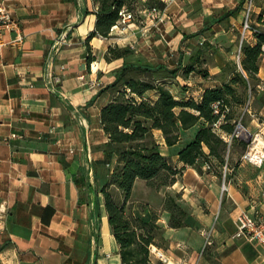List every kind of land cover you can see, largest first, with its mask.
Segmentation results:
<instances>
[{"label": "crops", "instance_id": "crops-1", "mask_svg": "<svg viewBox=\"0 0 264 264\" xmlns=\"http://www.w3.org/2000/svg\"><path fill=\"white\" fill-rule=\"evenodd\" d=\"M177 1L159 9L164 23L169 11L179 8ZM0 4L16 24V29L2 31L0 47V207L5 210L0 219V264H121L100 193L107 176L95 173L93 166H100L103 157L96 147L106 141L99 112L110 93L101 91L113 82L122 63L106 61L105 53L110 45L134 48L136 38L144 36L140 26L133 21L124 31L112 28L107 37L90 36L96 22L94 0ZM181 9L184 15L190 13L189 7ZM214 12L203 13L215 15L212 26L222 14ZM172 30L167 27L166 33L178 42L199 31L182 35ZM221 68L214 66L210 75L221 74ZM221 77L200 78L195 99L205 87L218 85ZM257 77L264 82V57ZM249 105L241 117L247 114V129L264 140V98L258 95ZM93 131L100 132L98 139ZM154 134L161 154L181 166L177 153L183 144L167 147L160 132ZM242 154H231V163H239L228 169L227 181L186 168L182 180L170 186L189 214V225L179 229L168 227L165 211L157 220L164 243L160 251L171 263L264 264V247L234 236L241 211L264 217V163L258 167L241 162ZM81 177L82 185L75 181ZM137 182L142 181H135L131 195ZM145 212L150 214L144 209L137 216L147 219Z\"/></svg>", "mask_w": 264, "mask_h": 264}, {"label": "trees", "instance_id": "trees-1", "mask_svg": "<svg viewBox=\"0 0 264 264\" xmlns=\"http://www.w3.org/2000/svg\"><path fill=\"white\" fill-rule=\"evenodd\" d=\"M136 1L94 0L96 22L90 36L107 37L118 20V11L123 7L131 8ZM244 1L240 0L239 5ZM146 3L158 9L164 7L159 0ZM238 10L236 7L220 14L215 22L235 16ZM207 29L202 28L196 35ZM262 47L264 33H257L253 45L241 46L240 68L236 64H225L219 84L205 87L197 99L193 96L178 99L173 88L178 77L185 80L196 71L202 54L200 49L195 53L196 61L183 65L179 59L174 66H169L139 57L130 45L108 47L105 60L122 59V63L114 71L113 82L101 91H108L110 99L99 112V124L106 141L96 149L102 153L100 166L107 175L100 193L121 264H153L149 258L150 248L156 236L162 234L157 216L151 212L149 219L137 216L129 205L135 181L159 191L176 183L186 168L194 169L199 175L213 173L223 178L225 167L234 170L239 163V160L231 163V154L233 151L243 153L248 143L240 138L228 143L225 138L233 133L239 115L250 106L246 101L256 92L250 84L258 82L259 65L264 57ZM197 74L204 80L212 78L205 69H198ZM213 105L218 108L217 113ZM220 118L222 123L216 132L213 124ZM240 123L242 125L241 120ZM191 129H195L194 134L177 153L181 166L172 165L170 157L161 154L154 133L159 131L164 145L172 147L181 142L183 132ZM205 165L208 169H204ZM227 179L226 172L225 181ZM75 181L84 184L83 177ZM161 207L168 214L169 228L189 225V214L182 206L179 193L166 195Z\"/></svg>", "mask_w": 264, "mask_h": 264}, {"label": "rangeland", "instance_id": "rangeland-1", "mask_svg": "<svg viewBox=\"0 0 264 264\" xmlns=\"http://www.w3.org/2000/svg\"><path fill=\"white\" fill-rule=\"evenodd\" d=\"M146 1L147 0H137L131 8L126 7L127 10L134 13V22L137 23L138 26L141 25L143 20L139 11L150 7L147 5ZM177 3L179 4V8L171 9L168 13V21L160 26V31L163 37H161L158 32L151 31L149 35L137 37L136 41L133 42L132 45L139 57L148 60L153 64L161 62L169 66H174L179 59H181L183 65L196 61V51L198 49L202 51L201 57L198 59V61L200 60V63L196 64V71L189 74L187 79H185V82L190 83V85L188 86L183 82V78L178 77L176 82L177 85L173 88V93L177 96V98L184 99L191 96L196 97L194 92L197 91L196 88L200 85V82H198L200 79L197 74L198 69H205L210 77V72L214 70V66L219 65L220 67H224L225 64H236L235 56L238 51L241 50L240 47L243 44L253 45L255 43V34L264 33V0H253L254 7L250 15V25L252 30L244 34L242 42V10L244 3L239 5L240 0H214L212 3L201 2L200 0H180L179 2L177 1ZM151 6L156 7V5ZM184 7H189L190 13H186L184 15L183 10L181 9ZM236 7H238L239 10L235 16H231L220 23H215L214 26L210 25V19L215 17V15L204 16L203 14L206 10H208L216 11L214 13L217 15L219 11L223 13L227 10L235 9ZM201 26L208 29L204 30L196 37L189 38V40L184 42H178L173 39L174 36L169 37L166 33V28L168 27L171 30H176L175 32L172 30V32H174L173 34L179 32L182 35H189L192 31L201 29ZM215 33L219 34L215 36ZM200 42H202V44H200ZM262 49H264V47H262ZM228 74L229 73H227V78L229 77ZM220 75L221 74L211 77L219 79ZM250 85L251 87L254 86L256 92L251 95L250 100L248 98L246 104L249 101L251 104L253 98L258 95L259 97L261 96L264 98V82H261L258 78V82L251 83ZM258 86L262 89H259ZM240 118L244 128V131L241 133L240 140L250 143L251 138L249 139L248 134H251V137L253 138L257 133L251 129L249 132L247 129V122L251 120L247 114H244L242 117L239 115L238 120ZM192 135V130L189 132H183L180 144L187 142ZM92 136L95 139H98L100 137V132L93 131ZM157 139L159 140V136H157ZM176 164V162H172V165ZM96 167L97 169L95 170V165L93 166L95 173L99 174L101 177L106 175L101 166L96 165ZM182 176L183 172L179 176L178 180H182ZM174 194H176V192L170 187L161 188L159 191H155L154 189L149 188L144 182H137L135 192L131 195L129 205L134 208L136 207L137 210L134 212L135 215L143 212L144 209H148L149 212L160 219L162 218V199L166 195ZM145 213L147 219H149V213ZM154 246L157 250L163 249L164 243L160 235L156 236ZM149 258L153 264H164L163 262L157 260L151 253Z\"/></svg>", "mask_w": 264, "mask_h": 264}, {"label": "built area", "instance_id": "built-area-1", "mask_svg": "<svg viewBox=\"0 0 264 264\" xmlns=\"http://www.w3.org/2000/svg\"><path fill=\"white\" fill-rule=\"evenodd\" d=\"M163 3H171L175 0H159ZM254 4L253 0H245L243 5V22H242V36H241V42L244 38V34L251 29V23H250V15L253 10ZM140 14L143 17V20L140 25V31L142 35L146 36L149 35L151 31L158 32L161 37L163 35L160 31V26L164 24V14L160 13V10L157 7H148L145 10L139 11ZM134 21V13L127 10V8L123 7L118 11V20L116 24L112 28H116L118 31H124L127 26ZM4 29H16V24L11 19V13L8 10V8L0 4V47L2 46V31ZM63 38L60 37V39L56 42L55 47L61 42ZM202 44V42H200ZM241 48V47H240ZM264 50V49H262ZM240 56H241V50L238 51V53L235 56V61L237 64V67L240 68ZM50 60V59H49ZM50 62V61H49ZM93 86V85H91ZM259 89H262L260 86H258ZM249 104V102H248ZM214 113H217L218 108L216 105H213ZM241 118L238 120L236 127L233 131V133L226 137L225 140L230 143V141L233 138H240L241 133L244 131L243 126L240 123ZM222 123V118L218 119L213 124V129L216 132H219V126ZM251 142L248 143L246 150L243 152V154L240 157L241 162L249 163L255 166H261L262 163H264V147H258V134H255L254 137H250ZM70 153H72V150H69ZM204 169H208V166H204ZM228 171V169L225 167L223 172V178L225 177V173ZM88 174H90V171H88ZM225 189V186L222 185V190ZM5 215V210L1 209L0 207V219L3 218ZM235 237H243L248 239L249 241H252L254 243H257L264 247V217H261L259 215L252 216L247 211H241L237 217H236V232ZM206 245L209 244V236L206 234ZM150 253L155 256V258L164 264H174L171 263L169 258L160 250H157L155 247L151 246Z\"/></svg>", "mask_w": 264, "mask_h": 264}, {"label": "bare ground", "instance_id": "bare-ground-1", "mask_svg": "<svg viewBox=\"0 0 264 264\" xmlns=\"http://www.w3.org/2000/svg\"><path fill=\"white\" fill-rule=\"evenodd\" d=\"M258 146H264V140L258 139Z\"/></svg>", "mask_w": 264, "mask_h": 264}, {"label": "water", "instance_id": "water-1", "mask_svg": "<svg viewBox=\"0 0 264 264\" xmlns=\"http://www.w3.org/2000/svg\"><path fill=\"white\" fill-rule=\"evenodd\" d=\"M248 137H249V139H250L251 135H250V134H248Z\"/></svg>", "mask_w": 264, "mask_h": 264}]
</instances>
